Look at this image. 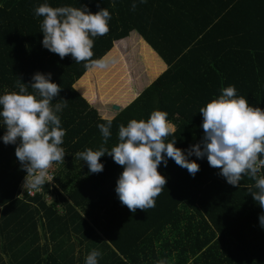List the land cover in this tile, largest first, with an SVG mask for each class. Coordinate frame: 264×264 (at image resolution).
Returning a JSON list of instances; mask_svg holds the SVG:
<instances>
[{"label": "trees", "instance_id": "1", "mask_svg": "<svg viewBox=\"0 0 264 264\" xmlns=\"http://www.w3.org/2000/svg\"><path fill=\"white\" fill-rule=\"evenodd\" d=\"M44 2L0 0V92L30 84L36 71L50 73L60 87L50 104L66 105L57 113L65 130L60 145L65 155L51 163L52 183L20 197L25 171L14 145L0 141V264H84L91 249L100 252L98 264H264L261 208L249 193L256 190L249 176L233 186L204 157H188L199 165L194 175L168 158L157 167L165 185L154 206L130 212L114 192L122 166L104 154L98 158L103 170L89 173L76 156L85 148L109 150L117 143L118 125L146 119L153 109L165 111L174 125L165 141L175 138L174 145L184 150L201 139L198 108L228 85L264 109V0H136L134 9L132 0H47L53 7L109 11V30L92 38L91 51L92 59L104 56L112 66L119 63L114 85L125 83V77L128 81L120 49L132 67L133 47L139 48L146 79L122 93L119 104L132 100L110 118L91 106L86 90L98 69L42 47L40 17L33 9ZM132 29L163 60L164 70L140 39L111 48ZM109 119L105 141L96 125ZM4 131L0 126V134ZM65 168L72 171L57 187ZM48 193L54 196L51 202L45 199Z\"/></svg>", "mask_w": 264, "mask_h": 264}, {"label": "clouds", "instance_id": "2", "mask_svg": "<svg viewBox=\"0 0 264 264\" xmlns=\"http://www.w3.org/2000/svg\"><path fill=\"white\" fill-rule=\"evenodd\" d=\"M130 6L134 9L136 0ZM33 12L40 17L42 47L60 58L70 55L77 63L85 62L86 67L104 69L112 62L104 56L92 59L91 51L92 38L109 30L107 9L91 12L86 6L53 7L45 0ZM50 75L36 71L30 84L20 83L15 91L0 92V126L5 129L0 141L14 145V155L25 171V187L37 188L50 181L52 177L46 176L49 165L63 161L65 155L60 146L65 130L57 113L66 105L50 104L60 89ZM25 85L33 91L29 92ZM198 111L201 139L184 150L174 145L175 138L165 141L175 131L174 126L167 120L165 111L153 109L146 119H129L126 125H118L117 143L109 150L103 146L97 150L85 148L76 156L86 163L89 173L103 170L98 158L104 154L122 166L114 192L130 212L154 206V198L165 185V177L157 171L158 165H166L171 158L194 175L199 165L188 157H204L230 185L237 186L242 175L254 180L252 187L256 190L250 188L249 193L261 208L258 223L264 229V174L257 175L264 167V109L249 104L245 96L236 95L233 85H228ZM96 127L106 141L111 120L97 123ZM99 256V250H89L84 264H98Z\"/></svg>", "mask_w": 264, "mask_h": 264}, {"label": "rangeland", "instance_id": "3", "mask_svg": "<svg viewBox=\"0 0 264 264\" xmlns=\"http://www.w3.org/2000/svg\"><path fill=\"white\" fill-rule=\"evenodd\" d=\"M153 53H155L153 55L157 58L158 62H163L162 59L156 54L155 51ZM121 54H122L121 56L122 59L120 62L124 63L125 65L127 64L125 68L128 71V77H127L128 81L125 77V80H126L124 81L125 83H123L122 80H119L115 83V85L113 84L114 79L117 78L114 75V73H115V70L118 69V65H119V63L116 61L114 66H112L113 64L110 63L108 64L106 68L98 69L97 71H95L94 78L89 79L87 87H86L87 93L91 98V103H90L91 106L96 108L97 111L98 109H102L104 111V112L98 111L101 117L110 118L113 115H115L118 110L111 108L110 104L111 103L119 104V97L122 95V93H127L128 90L133 89L134 86H136L138 82H142L143 80L146 79V77L142 75L144 72H146L147 69H145V65H144V62L140 54L137 52L133 54L134 62H132V65H131L132 67H130V64L128 63L129 62L128 57H127L128 54L126 52L124 54L123 53ZM121 84H124V85L120 86ZM130 100H132V98H130L128 102ZM128 102H125L124 104H119V105L120 107H123ZM71 171L72 170L70 168H65V172L60 173L59 178L57 179V182H55V185L57 187H61L60 183L65 182L68 177L66 173L70 174ZM53 198L54 196L51 193H48L45 196V199L47 202H51Z\"/></svg>", "mask_w": 264, "mask_h": 264}, {"label": "crops", "instance_id": "4", "mask_svg": "<svg viewBox=\"0 0 264 264\" xmlns=\"http://www.w3.org/2000/svg\"><path fill=\"white\" fill-rule=\"evenodd\" d=\"M131 38H133V39H135L134 41H136V39H140L141 41H142V43H144V45L146 46V47H148L152 52H154V50L152 49V47L144 40V38L139 34V32L136 30V29H132V30H130L129 31V34L127 35V36H125V37H122V38H120V39H116V40H114L113 41V45H112V47L111 48H113V46H115V45H118V47H120L119 45H121L122 43H126L127 41H129ZM131 45V47L133 46L132 44H130ZM110 48V49H111ZM131 48H129L128 50H130ZM133 49L135 50L134 52H137V53H139V51H137V50H139V48L138 47H133ZM120 52L122 53V52H124V50H122L121 51V49H120ZM155 54V53H154ZM157 54V53H156ZM158 55V54H157ZM163 61V60H162ZM161 64H162V66H163V70L166 68V64L164 63V62H160ZM162 70V71H163ZM162 71H160L159 73H161ZM158 73V74H159ZM157 74V75H158ZM157 75H155L151 80H149L147 83H145V85L137 92V94L147 85V84H149ZM142 76H147V73L146 72H144L143 73V75ZM74 85V84H73ZM74 87H75V85H74ZM136 94V95H137Z\"/></svg>", "mask_w": 264, "mask_h": 264}, {"label": "built area", "instance_id": "5", "mask_svg": "<svg viewBox=\"0 0 264 264\" xmlns=\"http://www.w3.org/2000/svg\"><path fill=\"white\" fill-rule=\"evenodd\" d=\"M51 165V164H50ZM50 165L47 169V173L46 176L47 177H52V179L50 181H48L49 183L53 182V177H54V173L52 172V170L50 169ZM22 183H21V188H20V192H19V196L21 197L24 193L28 194V195H33L34 192H39L41 191V186H38L37 188H31V187H25V177L22 178ZM26 180H27V176H26Z\"/></svg>", "mask_w": 264, "mask_h": 264}, {"label": "water", "instance_id": "6", "mask_svg": "<svg viewBox=\"0 0 264 264\" xmlns=\"http://www.w3.org/2000/svg\"><path fill=\"white\" fill-rule=\"evenodd\" d=\"M110 107L113 108V109H115V110H119L121 108L120 105L117 104V103H111L110 104Z\"/></svg>", "mask_w": 264, "mask_h": 264}]
</instances>
